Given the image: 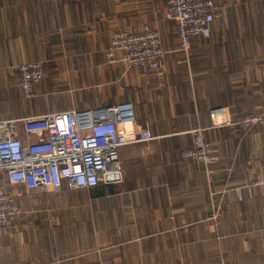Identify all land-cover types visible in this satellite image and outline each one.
I'll list each match as a JSON object with an SVG mask.
<instances>
[{
    "label": "crops",
    "instance_id": "obj_1",
    "mask_svg": "<svg viewBox=\"0 0 264 264\" xmlns=\"http://www.w3.org/2000/svg\"><path fill=\"white\" fill-rule=\"evenodd\" d=\"M167 1L0 0V89L20 100L5 110L30 105L14 66L38 60L44 78L33 98L69 108L130 102L133 126L147 124L153 136L119 147L117 183L27 190L0 173L21 210L0 235V264L264 261L262 129H206L219 156L209 169L181 157L191 130L210 125L211 107L226 106L233 117L264 109V0H214L211 34L195 38L187 53ZM144 24L160 33L161 68L143 74L123 61L108 63L111 32ZM26 114L0 112V119Z\"/></svg>",
    "mask_w": 264,
    "mask_h": 264
},
{
    "label": "built area",
    "instance_id": "obj_2",
    "mask_svg": "<svg viewBox=\"0 0 264 264\" xmlns=\"http://www.w3.org/2000/svg\"><path fill=\"white\" fill-rule=\"evenodd\" d=\"M218 13L214 0H168L166 15L175 21L173 32L180 50L187 53L195 38L208 37ZM165 52L158 30L144 24L137 29L113 30L105 56L110 64L123 61L146 74L161 68ZM14 67L21 96L33 98L44 78L43 63L21 61ZM209 119L208 128L191 130V143L181 151L184 160L201 163L206 169L219 159L205 137L206 129L258 126L264 134V109L233 117L226 106L217 105L209 109ZM134 121L130 102L1 118L0 173L27 190L58 192L63 184L75 189L117 183L123 176L119 147L153 138L147 124L135 128ZM20 214L15 194L0 185V235L9 232L13 218Z\"/></svg>",
    "mask_w": 264,
    "mask_h": 264
},
{
    "label": "rangeland",
    "instance_id": "obj_3",
    "mask_svg": "<svg viewBox=\"0 0 264 264\" xmlns=\"http://www.w3.org/2000/svg\"><path fill=\"white\" fill-rule=\"evenodd\" d=\"M58 72L59 71L57 69L51 67V73H50L51 78H56V75ZM9 90H10V88H9ZM9 90L7 91V95H6V93H5L6 89H0V96L4 95V97H2L0 99V112L7 113V115H14L16 113H18V115H24V113L31 114L34 112L33 111L34 109H35L36 113H40V112H45V111H49V110L54 111V110H60V109H67L71 106V105L68 106L67 103H63V102L57 103V104L47 103V102L43 101L41 99L42 96L39 95V96L33 98L34 100L28 99L27 101H30L31 103H30V105H26V108L22 107V108H19L18 111L16 110L17 112L15 111L14 113H10V112H8V111H10L9 106H12L13 109L18 108V104L20 103V100L14 98L13 95H10ZM11 91L16 93L15 92L16 88L14 86H12ZM53 94H54L55 98L58 96V93H53ZM64 94L66 96H69V98H70V95H73L74 91H70V89H68V87H67V89H65ZM89 99H91V98H89ZM32 101H34V102H32ZM7 106H8V111L5 110V109H7ZM4 115H6V114H4Z\"/></svg>",
    "mask_w": 264,
    "mask_h": 264
}]
</instances>
